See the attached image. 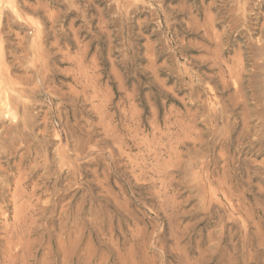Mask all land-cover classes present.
Segmentation results:
<instances>
[{
	"label": "rangeland",
	"instance_id": "obj_1",
	"mask_svg": "<svg viewBox=\"0 0 264 264\" xmlns=\"http://www.w3.org/2000/svg\"><path fill=\"white\" fill-rule=\"evenodd\" d=\"M262 37L264 0H0V167L50 168L25 264H264Z\"/></svg>",
	"mask_w": 264,
	"mask_h": 264
},
{
	"label": "bare ground",
	"instance_id": "obj_2",
	"mask_svg": "<svg viewBox=\"0 0 264 264\" xmlns=\"http://www.w3.org/2000/svg\"><path fill=\"white\" fill-rule=\"evenodd\" d=\"M135 7H138V6L136 5ZM129 8H131L130 5H129ZM123 11H125V10H123ZM207 12H208V10H207ZM55 15L52 16V17L54 18ZM71 27L73 28V25ZM257 41H259V39ZM260 42H258V43H260ZM262 45H264V37H262L261 46ZM261 48H260V50H261ZM262 53L263 52L261 50V55H262ZM263 55H264V53H263ZM262 58L264 59V57H262ZM228 71H229V74L232 75V76L235 74L232 68H229ZM244 72H246V71H244ZM11 110H12V108H11ZM11 110L10 109H7L6 105L4 103H1L0 102V113H4V114H7V115H14L13 117H11L12 118L11 123H9V125L7 126V131H10L9 132L10 135H9V138L7 137V139H9L8 144L5 145V146H3L5 148V151L6 152H10V151L16 152V149L15 148H16L17 144H23L24 141H26L25 140V135L23 134V131H22L23 128H21L20 125H23L22 127H24V128L28 127V111H27V109L26 110L24 109V113L25 114H24V117L21 119V121H22L23 124H20L21 123L20 122V119L16 117L15 110H12V111ZM109 131H110V135L112 136V138H114V142L117 141V140H115V138H118V137L121 138L120 133L115 128H111L110 127V130ZM43 132L45 133V131H43ZM6 133H8V132H6ZM43 136H44V134H43ZM59 140H60V137H59ZM26 145H27V143H26ZM67 145H68V143H67ZM74 145H76V144H74ZM30 147L31 146H29V145L24 146V148L26 150V153L23 152L24 151L23 150L22 151L23 153H20L18 155L19 162L13 163V167H15L16 169H18V175L16 177L14 175H11V177L14 178V181L13 182H10V180L8 178V176L10 175V173H7V170L5 168L0 167V212L2 211V209L5 206V205L4 206H1V202L6 201L5 200V192H6V190H8V188L11 185H14L13 193H11V198L8 200V203L11 202V204L13 205V215H12L13 220H11L12 222H10V223L4 221L5 223L0 226V235H2V238L5 240V243L8 245L7 247L10 250L14 251V248L15 247L16 248L18 247L21 250L22 253H21L20 257H21V260H22V263L23 264H25V262H26V254H25V251L29 249V245H30V240H29L30 234L37 227H39V228L41 227V225L38 224V221H39L38 218L39 217L36 218L34 216V212H36V209L38 208V207H36L37 204H35L34 202H36V201L38 202V200L33 201V203H32V199L34 197H36L35 196L36 195V190H37V188H39V185L40 184H38L37 182L36 183H33L30 191H28L26 189L25 184L28 181V179L34 175V173L39 168V166L45 168L46 169V173L47 174H50V172H49V169L50 168L49 169L47 168L48 165H49L47 153L45 152L44 149H43L44 151H41V148H40V150H38V149L37 150L35 149L36 151L34 150V154H35L34 157L39 158L38 160L39 161L41 160L42 163L41 162H36L35 160H33V162L31 161V164H30V166H29V168H28L27 171H20L22 161L26 158L27 155H30V153L33 152ZM56 151H57V157L59 159L60 165L61 164L62 165H67L68 166V169L71 170V172H74L75 167L72 165V162H71L72 160H70V158H69L70 155L69 156L67 155L66 150L60 147L59 149H56ZM68 151H69V149H68ZM76 154L78 155L79 153L77 152ZM50 202H51V200H50ZM3 213L6 214V212H3ZM11 248H13V249H11ZM18 256H19V254L16 253V252L13 255L10 254L9 257L11 258V262L12 263H15L16 260L18 259Z\"/></svg>",
	"mask_w": 264,
	"mask_h": 264
}]
</instances>
